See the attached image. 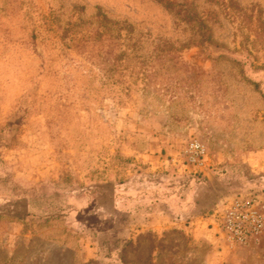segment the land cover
<instances>
[{
	"label": "rangeland",
	"instance_id": "obj_1",
	"mask_svg": "<svg viewBox=\"0 0 264 264\" xmlns=\"http://www.w3.org/2000/svg\"><path fill=\"white\" fill-rule=\"evenodd\" d=\"M242 193L264 214V0H0V264H264L213 224Z\"/></svg>",
	"mask_w": 264,
	"mask_h": 264
},
{
	"label": "built area",
	"instance_id": "obj_2",
	"mask_svg": "<svg viewBox=\"0 0 264 264\" xmlns=\"http://www.w3.org/2000/svg\"><path fill=\"white\" fill-rule=\"evenodd\" d=\"M185 153L191 163L204 165L206 147L199 140H191ZM213 224L231 242L242 244L264 232V214L254 194H240L231 202L213 209Z\"/></svg>",
	"mask_w": 264,
	"mask_h": 264
},
{
	"label": "crops",
	"instance_id": "obj_3",
	"mask_svg": "<svg viewBox=\"0 0 264 264\" xmlns=\"http://www.w3.org/2000/svg\"><path fill=\"white\" fill-rule=\"evenodd\" d=\"M200 185L202 184H196L189 186L185 191H184V202H178V208H176L177 210H179L180 214L184 215L187 213V210L189 208H191V214L197 213L198 209L201 205L200 203V197H201V193H203L200 190ZM203 185H205L203 183ZM182 206H186L184 209H182ZM188 208V209H187Z\"/></svg>",
	"mask_w": 264,
	"mask_h": 264
}]
</instances>
